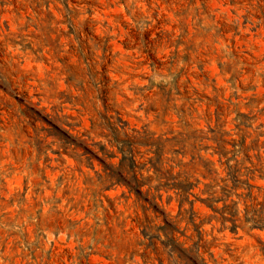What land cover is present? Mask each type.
Segmentation results:
<instances>
[{"label": "rangeland", "instance_id": "374dc122", "mask_svg": "<svg viewBox=\"0 0 264 264\" xmlns=\"http://www.w3.org/2000/svg\"><path fill=\"white\" fill-rule=\"evenodd\" d=\"M102 117L169 141L174 174L195 155L225 177L219 154L234 151L264 170V0H0V264H159L138 222L163 218L126 187L106 191L104 166L88 161L87 149L103 158L102 147L116 155L109 164L122 158ZM53 125L76 145L66 152ZM135 155L147 169L156 158L144 147ZM204 189L195 193L206 199ZM195 209L198 222L213 215ZM220 228L202 229L208 264H264V231Z\"/></svg>", "mask_w": 264, "mask_h": 264}, {"label": "trees", "instance_id": "16d2710c", "mask_svg": "<svg viewBox=\"0 0 264 264\" xmlns=\"http://www.w3.org/2000/svg\"><path fill=\"white\" fill-rule=\"evenodd\" d=\"M47 5L49 3L47 2ZM164 96L171 101L173 91L167 92L164 89ZM41 117V112H34ZM103 123L99 126L103 135L110 141L113 147L118 149L122 156L119 166L108 163V160L116 158L115 154L102 147L103 158L98 157L93 151L87 149V154L93 159H98L104 166L110 186L105 190H111L115 186L126 187L130 195H135L137 202L143 206V211L147 215L152 212L155 220L163 218V225H154L155 221H148V225L138 222L142 230V235L149 240L147 249L159 254V264H208L207 260L201 254V243L204 241L203 227L214 222L221 224L220 232L230 231L238 235L239 230L251 233L255 230L264 231V201L260 202L264 188L252 184L258 180L264 181V170H252L246 167V162L253 164L252 157L246 154L244 160H240V152L234 151L232 156L228 154H219V163L224 167L225 177L216 168V163L211 160H203L193 155L189 163L180 160L177 164L182 169L179 174H174L175 167L164 169V155L166 144L161 139H155L154 135L147 131L141 133L133 130L129 133V124L118 118L115 122L109 117H102ZM93 127L96 125L93 123ZM54 131L51 134L59 139L65 146L66 152L69 147L76 145V141L62 132L56 125H53ZM107 134H106V133ZM226 143V141H224ZM235 148L245 149L246 139L240 143L233 142ZM140 147L149 148V153L156 155L149 164L151 168L147 169L148 164L139 165L136 160V150ZM170 153L179 157L186 154L178 150H170ZM261 160L260 157H258ZM175 163V160H172ZM92 165V164H91ZM147 169V170H146ZM144 171L154 176L144 177ZM199 174L202 179L209 181L204 183L201 178H195ZM157 183V184H155ZM204 185L202 194L206 199L196 194V190ZM148 187L147 191L144 188ZM257 191L259 194H256ZM168 195L167 205L171 207L177 203L178 214L172 217L164 209V194ZM174 194L172 196L171 194ZM192 197L194 199H192ZM201 203L213 212V215L201 220L199 213L196 212V204ZM223 205L220 207V205ZM241 204L245 205V210L240 209ZM186 224V229L181 231V225ZM230 224V226H229ZM193 229L194 235L187 236L189 230ZM180 235V236H178ZM195 235L197 242L191 247H187V241H193ZM185 237L186 242H180V238ZM144 245V244H143ZM161 245V247H160ZM263 257H264V249ZM166 257V259H165Z\"/></svg>", "mask_w": 264, "mask_h": 264}]
</instances>
